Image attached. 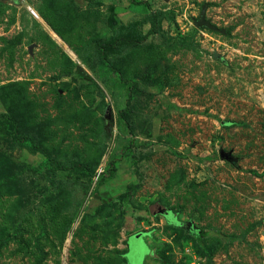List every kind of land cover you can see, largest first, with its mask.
Returning a JSON list of instances; mask_svg holds the SVG:
<instances>
[{"label": "rangeland", "instance_id": "374dc122", "mask_svg": "<svg viewBox=\"0 0 264 264\" xmlns=\"http://www.w3.org/2000/svg\"><path fill=\"white\" fill-rule=\"evenodd\" d=\"M192 262L264 264V0H0V264Z\"/></svg>", "mask_w": 264, "mask_h": 264}, {"label": "trees", "instance_id": "16d2710c", "mask_svg": "<svg viewBox=\"0 0 264 264\" xmlns=\"http://www.w3.org/2000/svg\"><path fill=\"white\" fill-rule=\"evenodd\" d=\"M157 27H158V19L155 14H152V17L150 20V29L148 30V33L157 32L158 31ZM136 42L137 40L135 38L123 32L120 35L116 36L111 42H109V45L114 48H120V47L127 46V45H133ZM122 114L124 115L123 111H122ZM14 135L17 140L21 139L20 136L16 135V133H14ZM175 227H179V226H175Z\"/></svg>", "mask_w": 264, "mask_h": 264}, {"label": "water", "instance_id": "95a60500", "mask_svg": "<svg viewBox=\"0 0 264 264\" xmlns=\"http://www.w3.org/2000/svg\"><path fill=\"white\" fill-rule=\"evenodd\" d=\"M194 25H195L196 27H201V26H206V27H208V28H212V27H213V26L210 25L208 22L204 21L202 14H200V16L195 20ZM166 213H167V211H164L163 214H166ZM136 236L138 237L139 234L137 233Z\"/></svg>", "mask_w": 264, "mask_h": 264}, {"label": "built area", "instance_id": "2783aa9c", "mask_svg": "<svg viewBox=\"0 0 264 264\" xmlns=\"http://www.w3.org/2000/svg\"><path fill=\"white\" fill-rule=\"evenodd\" d=\"M191 264H200V262H192Z\"/></svg>", "mask_w": 264, "mask_h": 264}]
</instances>
